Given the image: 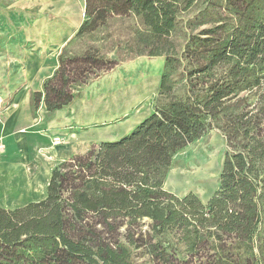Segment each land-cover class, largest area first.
<instances>
[{"label":"trees","instance_id":"1","mask_svg":"<svg viewBox=\"0 0 264 264\" xmlns=\"http://www.w3.org/2000/svg\"><path fill=\"white\" fill-rule=\"evenodd\" d=\"M85 1L76 39L104 40L98 34L109 20L133 16L154 39L142 52L166 57L156 110L120 140L57 165L43 200L0 207V264H137L139 249L155 264L224 263L252 242L261 220L264 0H204L189 28L209 27L190 35L181 57L173 35L201 0ZM58 63L34 95L36 111L42 102L49 114L71 107L118 65L94 46L82 54L66 47ZM214 129L230 152L210 201L165 190L176 153Z\"/></svg>","mask_w":264,"mask_h":264},{"label":"rangeland","instance_id":"2","mask_svg":"<svg viewBox=\"0 0 264 264\" xmlns=\"http://www.w3.org/2000/svg\"><path fill=\"white\" fill-rule=\"evenodd\" d=\"M204 2L201 0L198 7L184 16L181 29L173 35L179 57L184 55L190 37L209 27L198 26L193 31L189 28L191 20L203 10ZM85 7V0H0V110L13 105L16 94L28 87V66L32 60L58 62L66 47L72 54H82L94 46L98 53L118 62V65L83 87V95L71 110L81 119L88 111L96 112L94 126L102 128L97 130V135H104L107 142H115L155 112L166 57H151L142 52L145 47H151L154 39L133 16L109 20L99 30L98 37L104 40L97 41L91 37L76 39L87 20ZM69 28L74 32L68 36L66 30ZM186 63V59L183 60L180 72ZM47 80L36 73L32 78L33 90L43 91ZM255 98L252 97L250 103H254ZM52 115L46 113L49 118ZM101 143L97 142V145ZM228 152L226 135L218 129L208 132L176 153L164 189L179 197L194 194L207 204L219 189L220 174ZM61 162H54L53 169ZM47 186L38 187L40 191L43 189L44 195L33 202L46 197ZM260 211L261 220L252 242L234 251L233 258L219 264H264V197ZM164 240L171 253L185 257L181 245L171 239ZM134 257L137 264L156 263L143 249L137 250Z\"/></svg>","mask_w":264,"mask_h":264},{"label":"crops","instance_id":"3","mask_svg":"<svg viewBox=\"0 0 264 264\" xmlns=\"http://www.w3.org/2000/svg\"><path fill=\"white\" fill-rule=\"evenodd\" d=\"M66 32L69 36L74 29ZM39 60L28 66V87L16 94L13 105L0 110V207L18 208L41 199L44 192L38 187L48 185L54 162L83 155L97 142L106 141L104 135H97L102 128L94 126V111L81 119L68 107L49 118L43 102L39 110L34 109L32 97L42 91L33 90L32 78L37 73L50 79L58 68L56 60Z\"/></svg>","mask_w":264,"mask_h":264},{"label":"built area","instance_id":"4","mask_svg":"<svg viewBox=\"0 0 264 264\" xmlns=\"http://www.w3.org/2000/svg\"><path fill=\"white\" fill-rule=\"evenodd\" d=\"M56 142H57V143H61V142H60V141H58V140H57Z\"/></svg>","mask_w":264,"mask_h":264}]
</instances>
